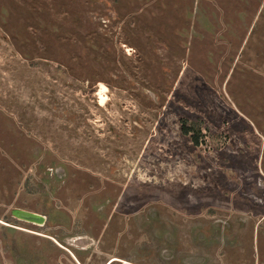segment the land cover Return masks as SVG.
<instances>
[{
    "label": "rangeland",
    "instance_id": "1",
    "mask_svg": "<svg viewBox=\"0 0 264 264\" xmlns=\"http://www.w3.org/2000/svg\"><path fill=\"white\" fill-rule=\"evenodd\" d=\"M0 264H264V0H0Z\"/></svg>",
    "mask_w": 264,
    "mask_h": 264
},
{
    "label": "water",
    "instance_id": "2",
    "mask_svg": "<svg viewBox=\"0 0 264 264\" xmlns=\"http://www.w3.org/2000/svg\"><path fill=\"white\" fill-rule=\"evenodd\" d=\"M11 213L13 216H15L18 219L20 218L30 222L43 224L46 221V217L44 215L21 208L12 209Z\"/></svg>",
    "mask_w": 264,
    "mask_h": 264
},
{
    "label": "bare ground",
    "instance_id": "3",
    "mask_svg": "<svg viewBox=\"0 0 264 264\" xmlns=\"http://www.w3.org/2000/svg\"><path fill=\"white\" fill-rule=\"evenodd\" d=\"M105 89H106V86H103V87H102V92L105 91ZM106 91H107V90H106ZM106 91H105V93H106ZM99 97H100V100H101V101L104 99V96H103L102 93L100 94ZM19 219H20V218H19ZM19 219H18V220H19ZM20 220H21V221H22V220H23V221H27V220H24V219H20ZM28 222H30V221H28ZM30 223H33V224H40V225H41V223H36V222H30Z\"/></svg>",
    "mask_w": 264,
    "mask_h": 264
}]
</instances>
